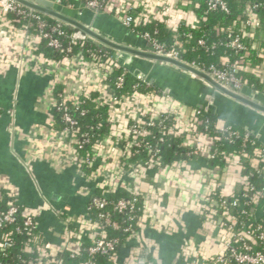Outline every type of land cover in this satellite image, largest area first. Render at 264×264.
Listing matches in <instances>:
<instances>
[{"label": "built area", "instance_id": "1", "mask_svg": "<svg viewBox=\"0 0 264 264\" xmlns=\"http://www.w3.org/2000/svg\"><path fill=\"white\" fill-rule=\"evenodd\" d=\"M78 1L82 2L86 9L96 14L100 12L114 13L125 28H129L139 20L130 13L134 7L127 0H107V4L103 7L99 0ZM56 2L57 5L73 7L63 4L62 0H56ZM24 7L26 6L15 0H0V33L12 37L23 33L29 40L35 42L37 47L43 40H47L49 46L60 48L62 43L58 36L65 34L61 24L50 29L41 16L32 13L35 10L27 7L30 9L28 12ZM209 8L229 12L226 0H209ZM82 9L79 10L80 14L83 13ZM11 12L36 18L38 21L36 32L29 33L26 26L12 24L7 18L8 13ZM164 15V13L161 14L163 17ZM147 19L146 17L142 20L146 21ZM246 23L251 28L259 25V20L253 13V9H250ZM55 33L58 35L56 36ZM244 35L253 37L252 32H246ZM142 36L150 41L155 53L181 60L176 49L167 50L164 45L151 38L150 34ZM229 37L231 38L229 41L231 48L237 50L246 48L241 40L242 36L229 34ZM88 38V36L75 32L70 44ZM199 43L204 44L205 41L200 40ZM67 52H71V47ZM110 58L103 61L100 56L94 53L89 59L85 58L82 53L68 55L64 61L68 64L76 61L78 65L73 77L77 83H80L77 92L69 93L66 82L58 93L55 92L58 82L52 85L51 106L55 113L62 114L64 123L62 128H57L55 119L52 121V133L60 137L55 148L56 153H60L59 156H65L75 163L83 176L96 182V189L91 195L87 213L77 219L81 230L75 232L67 228L65 242L54 252L47 244L40 246L36 249L39 256L33 264H62V259L56 256V252L68 251L72 257H76L83 250L87 251V257L78 264H96L97 255L105 256L112 264H157L149 258L156 246L146 237L145 229L152 226L160 231L171 232L172 221L170 217L162 219L160 211L151 208V202L158 201L163 196L164 190L154 186L146 191L141 188L142 179L148 170L164 165L160 149L146 140L153 133L151 128H159L161 139L166 134H186L187 139L184 144L193 149L191 153L195 156L206 157L208 162L217 155V152L212 150L211 138L205 131L198 130V126L203 123L198 116L200 110L194 108L190 113H187L185 105L175 100L167 92L159 95L155 92H142L135 89L132 93L118 96L116 89L122 88L125 83V73L116 78L115 88L112 87L110 77L113 71L120 66V62L116 58V53ZM48 60L53 61V59ZM223 62L225 67H217L212 64L206 68L197 63L191 65L208 73L225 87L240 93L244 87L248 86L247 81L237 73L236 63L229 62L227 57L223 58ZM7 66V57L0 53V74H3ZM135 75L138 79L149 84L150 81L147 77L140 73ZM92 92L99 94L94 98L97 105L109 106L108 122L111 130L103 140L93 145L91 155L81 159L79 148H82L89 140L87 135L81 132L79 122L72 114L71 108L79 109L83 99L91 98ZM81 114L84 115L85 110H82ZM217 127L225 133L227 139L239 136V133L233 130L230 125L217 123ZM248 139V135H245V140ZM143 145L147 149V157L141 162L130 160ZM223 155L224 165L209 163L206 169L198 170V173L190 170L189 167L186 170L184 176L189 179L203 175L207 180V191L199 195V201L194 207L195 212L201 218L203 229L206 230V240L202 246L198 247L190 240L184 241L181 252L171 264H264V202L261 203V200L264 199V190H257L255 184L251 182V174L245 171L242 159L250 157V166L258 173H263L264 141L261 146L254 148L252 155L243 149L237 152H224ZM83 163L92 170L84 171ZM166 165L167 167L172 165L180 167L181 165L186 166V163L183 160H178ZM183 184L188 185V180H184ZM99 189L102 190L100 195L96 194V190ZM119 189L129 190L131 196L110 201V196ZM216 193L219 195V200L214 203L213 196ZM139 201L142 206L137 208ZM109 204H113L114 211L129 214L130 222L124 229L128 233V237L121 249L118 248L119 238H109L107 233V227L120 229L121 225L111 218L108 211L99 212L97 218L91 215L93 208L103 209ZM241 205L248 208L241 209L239 213L235 214L234 209H238ZM137 211H141L140 217H137ZM218 212L221 213L220 217L217 216ZM18 213L17 204L10 203L6 211L0 212V227L14 223ZM22 214L24 229L29 231L37 228L33 213L23 210ZM16 230L20 232L22 228L18 227ZM85 236H87L86 242L83 240ZM132 241H135L134 245ZM258 244H262L263 247H256ZM12 245L13 240L9 237L0 240L1 250L10 248ZM125 248L128 250L127 253L124 251ZM26 250L32 251V248H26ZM180 258H183L184 261L180 262Z\"/></svg>", "mask_w": 264, "mask_h": 264}, {"label": "crops", "instance_id": "2", "mask_svg": "<svg viewBox=\"0 0 264 264\" xmlns=\"http://www.w3.org/2000/svg\"><path fill=\"white\" fill-rule=\"evenodd\" d=\"M127 1L133 10L137 9L140 20L146 17L166 20L169 26H174L188 16L191 24H198L194 13L177 9L184 0ZM58 6L115 41H123L129 32L114 13L96 14L87 10L80 14L82 8ZM38 48L23 33L16 37L0 33V53L8 59L6 70L0 74V190L7 189L24 211L35 215L37 229L54 252L65 242L67 228L81 230L77 219L87 213L96 182L83 176L71 160L56 153L60 137L52 133L55 117L52 85L58 82L57 85L64 86L66 82L69 93L77 92L80 83L73 77L78 65L76 61L59 64L48 60L37 52ZM130 66L146 73L153 83L185 105L187 113L197 107L214 110L221 118L219 123L232 120L264 141V113L225 96L172 65L134 58ZM257 73L264 79V69ZM240 93L264 104V91L247 86ZM185 163L186 166L149 169L142 179V190L151 186L164 190L158 201L151 202V208L160 211L162 219L170 217L172 221L171 232L152 226L145 229L146 237L156 246L149 258L157 264H171L186 240L197 247L206 240V230L194 207L199 195L207 191V180L203 175L190 179L184 175L188 167L198 173L209 162L204 156H196ZM184 180L189 184L184 185ZM83 238L86 242L87 236ZM124 251L127 253V248Z\"/></svg>", "mask_w": 264, "mask_h": 264}, {"label": "trees", "instance_id": "3", "mask_svg": "<svg viewBox=\"0 0 264 264\" xmlns=\"http://www.w3.org/2000/svg\"><path fill=\"white\" fill-rule=\"evenodd\" d=\"M99 1L102 7L107 4V0ZM226 1L229 5V12L219 9H210L209 0L181 1L177 9L185 13L189 11L194 13L198 19V24L196 25L189 22L188 16H185L183 20L179 21L174 26H169L166 20L148 18L146 21L139 19L126 29L140 35L150 34L151 38L156 39L160 44L164 45L167 50L172 48L176 49L179 53V58L189 64L197 63L206 68L212 64L217 67H225L226 65L223 62V58L227 57L229 58V62L236 63L238 67L237 73L243 76L250 88L264 91V79L257 73L259 70L264 69V0ZM62 2L67 6L71 5L75 8H83V11L89 10L78 0H62ZM58 8L60 9L61 6H58ZM24 9L28 12L30 11L27 7H24ZM250 9H253V13L259 20V25L255 28L249 27L246 23ZM136 10H132L130 13L137 18L138 12ZM32 13L41 16L50 29L61 24L65 32L63 36H58L62 43L60 48L49 46L47 40L41 42L37 52L42 54L45 58L62 62L68 55L82 53L85 58L89 59L94 53L100 56L103 61H107L111 59V55L115 54L114 50H104L100 46H97L90 38L70 44L72 35L75 32L70 29L66 23L38 11H32ZM7 18L12 24L21 27L26 26L29 33L36 32L38 21L30 15L23 16L16 12H11L8 13ZM246 32H252L253 37L250 38L245 36L244 33ZM229 34H238L242 36L241 40L246 48L243 50L231 48L229 46V41L231 39ZM55 35L57 36L58 34L55 33ZM200 40H204L205 43L200 44ZM70 47L71 52H67ZM134 71L135 70L130 65L120 63V66L111 74V85L115 88L114 82L116 78L122 73H125V83L122 88L116 89L118 96L132 93L135 89L142 92H155L159 95L164 93L155 83L149 82L148 84L142 79H138ZM62 89L63 85L58 84L56 85L55 92L58 93ZM98 95V92H92L91 98L83 99V103L79 109L71 108L72 114L79 122L81 132L86 134L89 140L82 148H79L81 159H85L87 156L91 155L93 145L103 140L111 130V126L108 122L109 106L97 105L94 102V98L98 97ZM196 109L200 110L198 116L203 121V123L198 126V130L207 133L211 138L210 144L212 150L217 152V155L209 161L211 165H224V152H237L243 149L248 154L252 155L254 148L263 144V141L256 133L243 128L232 120H225L224 125H230L233 130L239 133V136L227 139L225 133L217 127V123H219L221 119L217 112L206 108L197 107ZM82 110H85L84 115L81 114ZM54 119L56 127L62 128L64 125L62 122V114L56 112ZM151 129L153 133L146 140L160 149L161 160L164 165L178 160L190 161L196 157L191 153L193 149L184 144L187 139L186 134H166L161 139L159 128L154 127ZM245 135H248V140H245ZM147 155V149L143 145L139 148V152L133 155L130 160L133 162H141ZM242 159L245 171L251 174V182L255 184L257 190L263 191L264 172L258 173L256 169L250 166V157H243ZM83 170L90 172L92 169L86 167V164L83 163ZM240 191L242 192L243 189L241 188ZM101 193L102 190H96V194L100 195ZM130 196L131 192L129 190L119 189L110 196L109 200L117 201L121 197ZM218 197L219 195L217 193L213 196L215 200L214 203L219 200ZM263 202L264 199L261 200V203ZM10 203L17 204L19 213L14 223L0 227V240H4L7 237L13 240V245L10 248L4 250L0 249V264H33L39 256L36 249L46 245L47 240L37 228L29 231L23 228V207L7 189H1L0 212L6 211ZM141 206V201H139L137 203V208ZM245 208L247 209L248 207L241 205L238 209H234L233 212L237 214L241 209ZM101 211H108L111 214V218L121 225L120 229L107 227L108 237L119 238L120 243L118 244V248L121 249L128 237V233L124 229L130 222L128 219L129 214L114 211L113 204H109L103 209L93 208L91 210V215L97 218ZM137 215V217H140L141 211H137ZM217 216L220 217L221 213L218 212ZM18 227L22 228L20 232L16 230ZM75 230L76 229H74V231ZM256 247L262 248L263 245L258 244ZM26 248H32V251H27ZM56 253V256L62 259V264H78L82 259L87 257L86 250H83L81 254L76 257H72L68 251H58ZM179 261L183 262L184 260L180 258ZM96 264H112V262L103 255H97Z\"/></svg>", "mask_w": 264, "mask_h": 264}, {"label": "water", "instance_id": "4", "mask_svg": "<svg viewBox=\"0 0 264 264\" xmlns=\"http://www.w3.org/2000/svg\"><path fill=\"white\" fill-rule=\"evenodd\" d=\"M15 1L30 9L49 15L61 22L66 23L68 27L74 32L80 33L83 36H88L97 46H100L104 50H114L116 53V58L121 64L131 65L134 58H142L148 61L150 60L157 63L172 65L203 80L210 87L224 94L225 96L264 113V104L254 101L239 92H235L225 87L208 73L196 68L195 66L187 62L167 55L155 53L152 49L150 41L134 31H129L123 37V41H115L101 34L90 25L83 22L81 19L66 13L62 9H59L56 0ZM134 73H140L144 77H147V74L140 70H136L134 71ZM149 81L151 83L154 82L153 79H149Z\"/></svg>", "mask_w": 264, "mask_h": 264}]
</instances>
